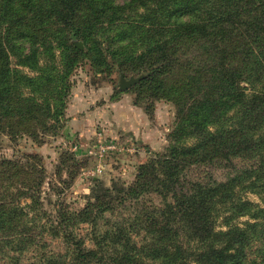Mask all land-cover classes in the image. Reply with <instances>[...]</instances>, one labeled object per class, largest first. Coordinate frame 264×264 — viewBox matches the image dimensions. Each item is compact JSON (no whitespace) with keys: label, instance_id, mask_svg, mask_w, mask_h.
<instances>
[{"label":"trees","instance_id":"16d2710c","mask_svg":"<svg viewBox=\"0 0 264 264\" xmlns=\"http://www.w3.org/2000/svg\"><path fill=\"white\" fill-rule=\"evenodd\" d=\"M167 1L169 6L177 0ZM201 1L207 6L211 0H180L173 5L194 13L191 7ZM82 2L96 6L86 19H79ZM99 2L0 0V135H34L26 116L29 122L45 116L46 122L51 120L50 126L56 127L70 92V75L90 52L92 61L130 54L122 44L128 27H111L114 34L101 35L98 20L106 7ZM103 3L110 8L113 4L111 0ZM215 3L222 4L217 14L205 11V20L216 23L213 31L200 21L166 25L155 22L154 13L147 14L151 21L145 32L152 44L144 53L130 57L136 60V68L147 70V81H159L150 87L159 90L178 62L174 50L167 48L170 40L178 39L179 33L188 38L198 36V45L205 52L195 66L185 68L178 81L165 86L174 90L180 82L178 94L168 95L182 102L173 132L179 145H173L158 163L142 166L129 192H156L163 206L141 220L94 233L93 248L65 234L73 254H58L44 259L43 264H264V247L261 261L248 255L256 243L264 246V0ZM117 15V9L108 15L109 25L119 20ZM164 30L170 40H157ZM71 35L80 38L88 51L76 45ZM20 41L29 45L27 51ZM11 56L17 65L36 75L13 68ZM118 60L122 65L125 59ZM233 156L254 162L225 182L210 186L196 183L187 189L179 185L188 164ZM8 162L0 159V167ZM250 194L261 202L252 200ZM5 214L0 206V230ZM89 222L94 224L93 219ZM58 224L63 228L62 221Z\"/></svg>","mask_w":264,"mask_h":264},{"label":"rangeland","instance_id":"374dc122","mask_svg":"<svg viewBox=\"0 0 264 264\" xmlns=\"http://www.w3.org/2000/svg\"><path fill=\"white\" fill-rule=\"evenodd\" d=\"M100 1L99 5L106 7L98 20L101 35L114 34L111 27H128L124 29L127 34L122 44L130 54L92 61L90 52L70 75V92L56 127L50 126L54 122H46L45 116L30 122L26 116L27 127L35 132L34 135L28 132L16 136L9 132L0 135V159L11 161L0 167V206L6 210L5 223L0 230V264H43L44 259L58 254L70 257L73 247L65 234L82 239L87 248H93L94 233L127 221L141 220L163 206L162 197L156 192H129L133 191L142 166L158 163L170 153L173 145H179L173 132L177 129L182 102L168 95L178 94L180 82L174 90L165 86L178 81L186 73L185 68L195 66L205 52L198 45V36H193L197 39L194 40L179 33V38L171 41L169 32L164 30L157 40H170L167 48L174 50L178 62L165 75L166 84L159 90L150 88L159 81H147V70L136 68V60L130 57L144 53L152 44L145 32L151 21L147 14L154 13L155 22L166 25L200 21L213 31L216 23L205 20V11L217 14L222 4L211 0L206 6L201 1L197 7H191L195 10L191 13L190 9L173 5L180 0L169 6L167 0H111V8ZM93 8L96 6L88 2L80 3L79 19H86ZM115 9L119 20L109 25L108 15ZM71 39L74 43H83L76 36L71 35ZM19 44L27 51L29 45L26 42ZM118 59H125L122 65L117 63ZM11 61L13 68L18 67L30 76L36 75L17 65L14 56ZM147 62L150 64V59ZM131 78L140 80L122 89V81ZM163 88L166 89L164 93ZM132 108L136 111L132 112ZM99 131H103L109 140L115 139L122 149L105 161L102 173H94L99 161L90 154V149L95 148ZM130 146L135 149L130 151ZM253 162L243 156L193 162L182 171L179 185L187 189L196 183L210 186L225 182L241 174ZM249 197L261 202L257 195L250 194ZM91 219L94 224L89 222ZM60 221L64 223L63 228L58 224ZM263 247L262 243H256L248 249V255L261 261Z\"/></svg>","mask_w":264,"mask_h":264},{"label":"built area","instance_id":"2783aa9c","mask_svg":"<svg viewBox=\"0 0 264 264\" xmlns=\"http://www.w3.org/2000/svg\"><path fill=\"white\" fill-rule=\"evenodd\" d=\"M118 142L115 139H108L106 135H104L103 131H99L97 134V144L94 149H90V154L95 155L96 159L99 161L96 167L97 173H102L104 170L105 161L107 159L112 158L114 155L121 151L122 147L119 148ZM130 151L135 149L134 146H130L128 148Z\"/></svg>","mask_w":264,"mask_h":264},{"label":"water","instance_id":"95a60500","mask_svg":"<svg viewBox=\"0 0 264 264\" xmlns=\"http://www.w3.org/2000/svg\"><path fill=\"white\" fill-rule=\"evenodd\" d=\"M83 42V41H81ZM76 45L80 46L81 48L84 47L83 43H77L76 42ZM140 79L139 78H131L129 80H123L122 83H121V88L122 89H127L128 87H130L131 85L135 84L136 82H138Z\"/></svg>","mask_w":264,"mask_h":264},{"label":"crops","instance_id":"0c3cea01","mask_svg":"<svg viewBox=\"0 0 264 264\" xmlns=\"http://www.w3.org/2000/svg\"><path fill=\"white\" fill-rule=\"evenodd\" d=\"M131 110H132V112H133V111H136V109H134V108H132ZM128 111H129V110H128ZM134 126L137 127L138 124H135Z\"/></svg>","mask_w":264,"mask_h":264}]
</instances>
